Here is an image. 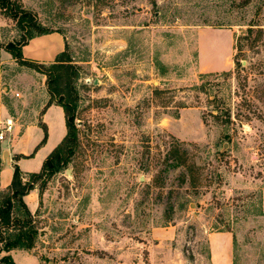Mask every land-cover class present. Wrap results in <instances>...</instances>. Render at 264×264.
<instances>
[{"label":"rangeland","instance_id":"obj_1","mask_svg":"<svg viewBox=\"0 0 264 264\" xmlns=\"http://www.w3.org/2000/svg\"><path fill=\"white\" fill-rule=\"evenodd\" d=\"M16 1L64 35L77 95L41 264H209L219 231L234 264H264V0ZM27 34L0 7V127L36 108L44 126L46 77L8 51Z\"/></svg>","mask_w":264,"mask_h":264},{"label":"trees","instance_id":"obj_2","mask_svg":"<svg viewBox=\"0 0 264 264\" xmlns=\"http://www.w3.org/2000/svg\"><path fill=\"white\" fill-rule=\"evenodd\" d=\"M0 7L5 10L9 9L12 17L17 19L19 27L28 32L17 46L8 48L9 53L20 65L45 75V85L49 97L44 109L51 104L61 106L64 111L67 129L66 135L46 157L38 172L24 175L18 165H14L10 185L0 192V252H6L0 258V264H15L9 252L17 248L33 249L36 238L40 234L35 216L38 213L39 206H41L42 194L47 180L70 162V153L78 145V130L75 122L77 95L72 88L66 50L62 51L51 63H42L22 56L21 48L30 38L58 30L44 28L42 24L36 21L35 15L25 9L20 1L13 3L11 0H0ZM27 27L34 30H26ZM251 29V27L248 28V32H251ZM240 40L241 36H237L235 39L237 53L241 51ZM236 58L237 54L234 56V60ZM42 129L44 136L37 147L42 145L47 138L46 127L42 126ZM35 187L38 188L39 206L32 214L24 203L23 197ZM39 257L42 259L41 256Z\"/></svg>","mask_w":264,"mask_h":264},{"label":"crops","instance_id":"obj_3","mask_svg":"<svg viewBox=\"0 0 264 264\" xmlns=\"http://www.w3.org/2000/svg\"><path fill=\"white\" fill-rule=\"evenodd\" d=\"M66 41L59 31H52L30 38L21 48L22 56L42 63H51L65 50ZM26 72L30 77L39 74L31 68ZM33 73V74H32ZM42 75V74H41ZM43 76V75H42ZM41 107L48 100V92L44 87ZM33 111V110H32ZM29 121L14 126L7 139L0 141L2 147L0 159V191L5 190L11 183L14 165H18L24 175L38 172L43 161L66 135L64 111L61 106L51 104L41 113V123L47 130L46 141L41 142L44 131L39 124V112L28 114ZM28 210L34 214L39 206L38 189L35 187L23 197ZM209 264H234V242L229 231L211 233L208 237ZM6 252H0V258ZM15 264H41L40 257L33 249H13L9 252Z\"/></svg>","mask_w":264,"mask_h":264},{"label":"built area","instance_id":"obj_4","mask_svg":"<svg viewBox=\"0 0 264 264\" xmlns=\"http://www.w3.org/2000/svg\"><path fill=\"white\" fill-rule=\"evenodd\" d=\"M18 95V93H16ZM14 129V120L12 117L5 118L0 127V141L7 139Z\"/></svg>","mask_w":264,"mask_h":264},{"label":"water","instance_id":"obj_5","mask_svg":"<svg viewBox=\"0 0 264 264\" xmlns=\"http://www.w3.org/2000/svg\"><path fill=\"white\" fill-rule=\"evenodd\" d=\"M70 172V170L69 169H67V173H69Z\"/></svg>","mask_w":264,"mask_h":264}]
</instances>
